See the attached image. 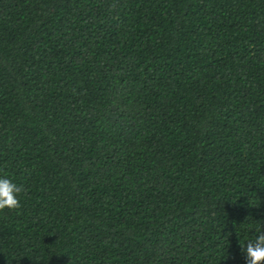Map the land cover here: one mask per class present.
<instances>
[{
    "label": "trees",
    "instance_id": "obj_1",
    "mask_svg": "<svg viewBox=\"0 0 264 264\" xmlns=\"http://www.w3.org/2000/svg\"><path fill=\"white\" fill-rule=\"evenodd\" d=\"M0 264H246L264 223V0H0Z\"/></svg>",
    "mask_w": 264,
    "mask_h": 264
},
{
    "label": "clouds",
    "instance_id": "obj_2",
    "mask_svg": "<svg viewBox=\"0 0 264 264\" xmlns=\"http://www.w3.org/2000/svg\"><path fill=\"white\" fill-rule=\"evenodd\" d=\"M25 191L24 187L13 182L8 177H0V212L4 210L16 211L21 208L19 195ZM255 240L241 244L246 253V264H264V223L256 229Z\"/></svg>",
    "mask_w": 264,
    "mask_h": 264
}]
</instances>
